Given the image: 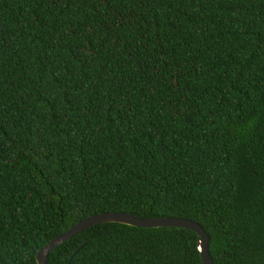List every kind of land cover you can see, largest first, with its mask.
Wrapping results in <instances>:
<instances>
[{
  "label": "trees",
  "instance_id": "1",
  "mask_svg": "<svg viewBox=\"0 0 264 264\" xmlns=\"http://www.w3.org/2000/svg\"><path fill=\"white\" fill-rule=\"evenodd\" d=\"M101 212L264 264V0H0V264ZM198 242L101 223L48 263L203 264Z\"/></svg>",
  "mask_w": 264,
  "mask_h": 264
},
{
  "label": "water",
  "instance_id": "2",
  "mask_svg": "<svg viewBox=\"0 0 264 264\" xmlns=\"http://www.w3.org/2000/svg\"><path fill=\"white\" fill-rule=\"evenodd\" d=\"M101 223H121L135 227H184L195 231L199 235V251L203 264H214L209 254V235L196 221L182 217H137L127 212H101L89 215L73 227L53 239L43 246L36 255L37 264H49L48 256L52 249L69 240L77 233L89 227Z\"/></svg>",
  "mask_w": 264,
  "mask_h": 264
}]
</instances>
